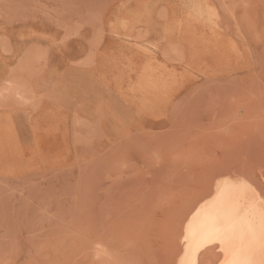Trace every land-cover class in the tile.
<instances>
[{
    "label": "rangeland",
    "instance_id": "374dc122",
    "mask_svg": "<svg viewBox=\"0 0 264 264\" xmlns=\"http://www.w3.org/2000/svg\"><path fill=\"white\" fill-rule=\"evenodd\" d=\"M191 1L0 0V114L58 131L0 162V264H177L215 180L264 192V0Z\"/></svg>",
    "mask_w": 264,
    "mask_h": 264
},
{
    "label": "bare ground",
    "instance_id": "6f19581e",
    "mask_svg": "<svg viewBox=\"0 0 264 264\" xmlns=\"http://www.w3.org/2000/svg\"><path fill=\"white\" fill-rule=\"evenodd\" d=\"M210 9L208 0L191 1L181 23L182 27H198L202 24L212 27L216 15ZM152 47L154 50L158 48L157 45ZM140 68L143 78L166 77L163 66L147 63ZM43 120L36 126L31 124L25 112L0 114V152L3 153L0 162L11 166L18 165L27 153L37 158L42 157L44 149L54 144L58 134L56 128L45 127ZM224 175H219L220 178L214 181L213 188L197 199L189 209L177 264H203V255L209 250L216 251L217 258L208 264H229L239 249L240 242L236 238H226L224 233L218 230V225L223 217L233 210L250 214L249 218L257 225L259 232L260 216L264 212V192L250 177L246 178V175ZM246 255L254 264H260L264 259L258 245L253 246Z\"/></svg>",
    "mask_w": 264,
    "mask_h": 264
},
{
    "label": "snow or ice",
    "instance_id": "6c2138e0",
    "mask_svg": "<svg viewBox=\"0 0 264 264\" xmlns=\"http://www.w3.org/2000/svg\"><path fill=\"white\" fill-rule=\"evenodd\" d=\"M249 217L250 214L233 210L226 214L218 225V230L223 232L226 238H236L240 242L239 249L234 253V258L229 264H254L246 254L256 245L264 255V212L260 216L259 232L257 225ZM260 264H264V259Z\"/></svg>",
    "mask_w": 264,
    "mask_h": 264
}]
</instances>
